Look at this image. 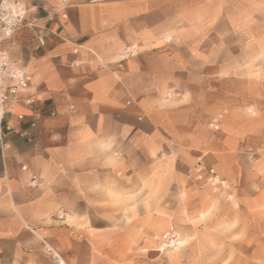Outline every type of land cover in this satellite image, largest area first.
Segmentation results:
<instances>
[{
	"label": "crops",
	"instance_id": "0c3cea01",
	"mask_svg": "<svg viewBox=\"0 0 264 264\" xmlns=\"http://www.w3.org/2000/svg\"><path fill=\"white\" fill-rule=\"evenodd\" d=\"M56 2L19 0L2 42L28 87L0 119V264H54L44 243L132 264L183 196L210 229L261 202L264 0H70L50 19Z\"/></svg>",
	"mask_w": 264,
	"mask_h": 264
},
{
	"label": "rangeland",
	"instance_id": "374dc122",
	"mask_svg": "<svg viewBox=\"0 0 264 264\" xmlns=\"http://www.w3.org/2000/svg\"><path fill=\"white\" fill-rule=\"evenodd\" d=\"M198 166L189 168L187 173L191 174ZM210 169L213 168H205L208 184L227 187L216 171L211 173ZM186 199L183 196L177 200L178 218L170 217L175 223L154 235L152 245L147 248L133 245L132 264H264V197L258 204L244 205L239 214L235 212L236 203L230 205L231 210L220 214L221 224L212 229L205 226L207 215L188 213ZM170 234H175L181 243L172 245ZM43 245L44 252L57 264L52 254L61 256Z\"/></svg>",
	"mask_w": 264,
	"mask_h": 264
},
{
	"label": "built area",
	"instance_id": "2783aa9c",
	"mask_svg": "<svg viewBox=\"0 0 264 264\" xmlns=\"http://www.w3.org/2000/svg\"><path fill=\"white\" fill-rule=\"evenodd\" d=\"M70 0H57L52 14L49 15L51 19L53 14L62 11ZM25 9L21 8L19 0H0V119L6 113L11 112V105L20 101L19 92L28 87V80L26 73L22 68H12L9 64L7 52L2 48V42L6 38H9L17 29L24 26L27 22L25 20ZM38 44L42 46L44 44V36H38ZM25 105L33 106L35 99L32 97L22 100ZM50 115H54V111L49 112ZM18 120H23L24 115L18 114ZM37 117L31 120L29 127L36 126ZM21 136H29L27 128H24L19 133ZM211 173H214V169H210ZM170 242L172 245L177 243L176 235L170 234ZM48 250H52L46 245ZM57 255L53 256L56 263H58Z\"/></svg>",
	"mask_w": 264,
	"mask_h": 264
},
{
	"label": "snow or ice",
	"instance_id": "6c2138e0",
	"mask_svg": "<svg viewBox=\"0 0 264 264\" xmlns=\"http://www.w3.org/2000/svg\"><path fill=\"white\" fill-rule=\"evenodd\" d=\"M139 195H140L139 193H134V194H133V197H130V199L138 198ZM52 255L55 256V253H53ZM57 259H58V257H57ZM60 264H63V262L61 261Z\"/></svg>",
	"mask_w": 264,
	"mask_h": 264
},
{
	"label": "bare ground",
	"instance_id": "6f19581e",
	"mask_svg": "<svg viewBox=\"0 0 264 264\" xmlns=\"http://www.w3.org/2000/svg\"><path fill=\"white\" fill-rule=\"evenodd\" d=\"M177 243H181V242H178V241H177ZM55 255H56V254H55ZM57 256H58V255H57ZM58 260H59V258H58Z\"/></svg>",
	"mask_w": 264,
	"mask_h": 264
}]
</instances>
